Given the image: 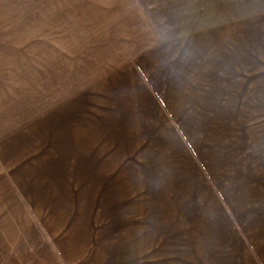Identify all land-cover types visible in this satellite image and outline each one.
Returning a JSON list of instances; mask_svg holds the SVG:
<instances>
[{
	"label": "rangeland",
	"instance_id": "374dc122",
	"mask_svg": "<svg viewBox=\"0 0 264 264\" xmlns=\"http://www.w3.org/2000/svg\"><path fill=\"white\" fill-rule=\"evenodd\" d=\"M61 1L0 0V112L8 139L26 135L20 147L10 141L26 183H0V264L254 263L242 234L264 210L259 77L195 75L185 90L160 92L170 116L156 103L148 115L144 93L118 100L78 72L68 83L60 61L52 73L36 19L44 36L57 32ZM60 42L56 51L70 44Z\"/></svg>",
	"mask_w": 264,
	"mask_h": 264
},
{
	"label": "crops",
	"instance_id": "0c3cea01",
	"mask_svg": "<svg viewBox=\"0 0 264 264\" xmlns=\"http://www.w3.org/2000/svg\"><path fill=\"white\" fill-rule=\"evenodd\" d=\"M64 10L67 15H57L58 31L51 28L50 35L39 32L42 22L40 17L36 19V48L50 44L45 58L51 61L52 73L59 74L60 61L65 63L61 69L68 83V77L78 72L86 83L98 77L107 86L106 92L115 90L118 100L123 92L144 93L151 102L139 103V108L149 111L148 115L152 112L148 109L155 108L156 103L160 113L168 116L160 92L185 90L183 87L193 84L190 80L195 75L230 76L220 80L229 83L235 82L234 76H257L258 82L264 84V0H63L58 12ZM56 19L52 18L51 27ZM65 36L70 44L64 49L58 46L56 51L55 44H61ZM71 44L74 47L70 49ZM180 75L182 87L172 86L173 77ZM3 117L1 111L0 183H26L25 170L21 175L20 168L15 169V160L12 162L10 145L11 141L17 144L15 148L20 147L26 135L14 134L8 139ZM102 121V132L95 136L99 149L101 141L102 149L106 148L105 118ZM143 121L154 122L147 118ZM113 139L123 148H136L135 138L123 135L121 141L115 134ZM253 216H258L257 224L253 221L248 229L244 221L242 234L254 257V263L248 262L264 264V210L251 215L254 220Z\"/></svg>",
	"mask_w": 264,
	"mask_h": 264
}]
</instances>
